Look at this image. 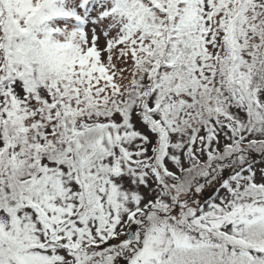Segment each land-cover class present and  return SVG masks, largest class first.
<instances>
[{
	"label": "snow or ice",
	"instance_id": "1",
	"mask_svg": "<svg viewBox=\"0 0 264 264\" xmlns=\"http://www.w3.org/2000/svg\"><path fill=\"white\" fill-rule=\"evenodd\" d=\"M0 264H264V0H0Z\"/></svg>",
	"mask_w": 264,
	"mask_h": 264
}]
</instances>
